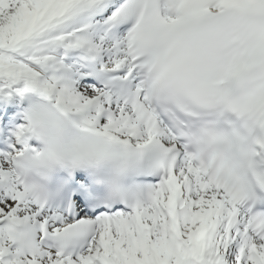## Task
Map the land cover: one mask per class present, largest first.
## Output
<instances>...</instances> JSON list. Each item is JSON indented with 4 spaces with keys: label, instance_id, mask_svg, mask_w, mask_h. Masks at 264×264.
I'll return each instance as SVG.
<instances>
[{
    "label": "snow or ice",
    "instance_id": "obj_1",
    "mask_svg": "<svg viewBox=\"0 0 264 264\" xmlns=\"http://www.w3.org/2000/svg\"><path fill=\"white\" fill-rule=\"evenodd\" d=\"M0 264H264V0H0Z\"/></svg>",
    "mask_w": 264,
    "mask_h": 264
}]
</instances>
